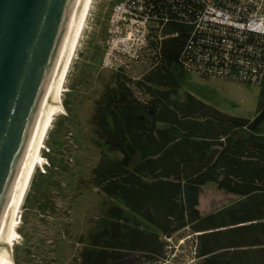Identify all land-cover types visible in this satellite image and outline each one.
<instances>
[{"label":"trees","instance_id":"1","mask_svg":"<svg viewBox=\"0 0 264 264\" xmlns=\"http://www.w3.org/2000/svg\"><path fill=\"white\" fill-rule=\"evenodd\" d=\"M152 6V25L160 26L152 29L149 41L152 69L138 80L113 75L94 102L93 133L109 154L102 153L91 183L164 237L186 229L202 233L203 246L210 241V249H203L201 264H233L231 254V259L219 255L216 217L201 214L200 199L209 183L238 197L264 194V68L256 83L234 79L261 86L254 119L229 116L182 93L185 65L196 61L199 45L204 51L208 47L196 37L193 13L178 1L153 0ZM220 36L221 48L212 46L213 53L252 64L264 58L263 37L231 31ZM249 46L257 49L252 57ZM230 68L232 73L241 71L237 64ZM116 208L109 215L120 220L121 209ZM230 217L237 237L223 249L237 252L260 245L257 237L264 236V221L253 205H243ZM212 244L217 249H211Z\"/></svg>","mask_w":264,"mask_h":264},{"label":"rangeland","instance_id":"2","mask_svg":"<svg viewBox=\"0 0 264 264\" xmlns=\"http://www.w3.org/2000/svg\"><path fill=\"white\" fill-rule=\"evenodd\" d=\"M121 1H94L65 84L64 113L51 127L21 211L14 264H201L203 249H210V241L204 248L202 233L190 229L162 236L91 183L102 153L109 154L93 133L94 102L113 75L138 80L154 62L145 40L147 26L142 28L126 17L118 24L115 11ZM180 84L182 93H191L229 116H256L259 85L206 78L196 72H187ZM245 204L253 205L264 221V194L229 195L215 183L204 187L199 209L203 216L216 217L221 257L231 259L232 255L233 264H264V236L260 234L256 247L237 252L223 249L237 237L230 216ZM113 207L121 209L120 220L110 218ZM212 248L217 246L212 244Z\"/></svg>","mask_w":264,"mask_h":264},{"label":"water","instance_id":"3","mask_svg":"<svg viewBox=\"0 0 264 264\" xmlns=\"http://www.w3.org/2000/svg\"><path fill=\"white\" fill-rule=\"evenodd\" d=\"M80 0H0V229Z\"/></svg>","mask_w":264,"mask_h":264},{"label":"built area","instance_id":"4","mask_svg":"<svg viewBox=\"0 0 264 264\" xmlns=\"http://www.w3.org/2000/svg\"><path fill=\"white\" fill-rule=\"evenodd\" d=\"M176 1L183 9L193 13L194 21L191 24L195 27L196 37L198 39L201 37L200 43L208 47L204 51L199 45L203 55H199L201 54L199 51L196 55V61L185 65L187 72L197 70L210 77H226L230 78L231 81H235L234 79L240 77L242 81H251L252 83H256L262 77L261 69L264 68V58L256 59V62H253L254 64L244 58L235 62L231 57L225 54L218 55L210 49H212V46L221 48L220 35L225 31L264 38V0ZM152 2L153 0H123L117 5L115 11L118 24L123 23V17H126L129 18L128 21L131 19V21H134L135 24L140 25L142 28L147 26L148 30L145 40L148 43L153 40L151 37L153 34L152 29L160 28L158 24L152 25L153 20L156 19V16H152L154 14ZM130 37L135 39L133 35ZM228 48L231 47L229 46ZM248 50L252 54L251 57L257 52L254 46H249ZM233 64H237L241 68L239 73L231 72L230 66Z\"/></svg>","mask_w":264,"mask_h":264},{"label":"bare ground","instance_id":"5","mask_svg":"<svg viewBox=\"0 0 264 264\" xmlns=\"http://www.w3.org/2000/svg\"><path fill=\"white\" fill-rule=\"evenodd\" d=\"M95 0H80L43 108L32 136L24 163L0 229V264H14L13 248L20 239L17 231L21 211L33 177L42 162V150L56 117L64 113L65 84L80 46Z\"/></svg>","mask_w":264,"mask_h":264}]
</instances>
